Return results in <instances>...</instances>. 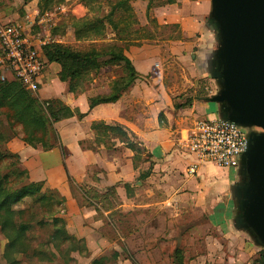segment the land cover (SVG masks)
<instances>
[{
	"label": "crops",
	"instance_id": "0c3cea01",
	"mask_svg": "<svg viewBox=\"0 0 264 264\" xmlns=\"http://www.w3.org/2000/svg\"><path fill=\"white\" fill-rule=\"evenodd\" d=\"M38 1L23 2H27L24 6H30L36 15L39 12ZM141 2L144 3V8L148 7L149 0H129L131 6ZM76 6L84 7L80 3ZM209 8L210 0H167L154 7L161 22L175 23L181 31L182 38L178 41L180 48L174 50L178 52V56H190L196 60L199 56L197 52L204 50V41L210 42V51L216 46L213 32L205 25ZM2 11L4 10L0 9V20L4 15ZM24 29L30 36L29 27ZM123 51L130 58L138 76L121 91L117 99L99 102L92 107L89 106V97L108 94L116 75L103 76L105 79L94 84L95 87L72 91L68 89L67 82L59 78L56 79L64 86H56L55 77L58 76L60 64L47 61V68L45 67L40 77L41 85L37 91L39 96L43 99L58 97L71 108L83 112L82 116L74 113L54 122L59 137L67 147V155L63 157L57 146L38 149L17 136L6 141L9 150L19 154L29 179L42 180L43 189L55 188L64 195L63 207L58 214L63 217L67 231L83 238L86 247L82 253L78 249L69 252L75 257L71 264H82L92 257L107 255L105 251L114 246L115 240L102 228L106 227V218L111 221L109 214L114 210L126 211L153 206L195 210L197 215H193L203 217L204 222L223 238L220 241L208 236L207 241L211 240L210 249H231L237 252V259H241L240 253L249 255L259 245L253 242L245 230L236 228L232 219L235 205L230 195V186L238 179L237 169L220 166L212 161L198 162L195 154L188 152L180 143L195 120L217 116L216 105L195 93L189 94L190 101L179 107L174 106L175 99H168L162 106L156 100L140 101L135 96V80L144 74L151 75L154 67H159L158 62L154 63V58L161 56V50L151 53L143 45L130 46ZM202 64L204 65L203 61ZM191 69L194 75L206 73L204 69L200 72L193 61ZM8 78L14 77L8 73ZM99 79L98 76L94 78L95 81ZM106 82L108 84L103 85ZM160 110L163 112L161 124L157 121ZM100 120L121 123L133 133L132 138L139 142L143 152L141 149L133 150L111 131L101 134L102 137L99 136L97 140V133L91 123ZM84 140L87 141L86 146L79 143ZM191 166L194 171H189ZM93 167L96 168L95 172L91 171ZM67 171L74 179L86 183L87 188H92L98 199L86 195L84 203H78L69 186ZM141 173L145 175L139 177ZM109 191L117 194L121 202L117 205H99L98 202L106 201ZM197 223L193 225L196 226ZM116 250L118 248L114 246V252ZM115 255L119 264L131 263L128 257H121L120 253ZM61 260L62 264H67L63 258ZM204 261V264H213L210 260ZM4 264H8L7 261ZM192 264L200 262L193 261ZM234 264L242 262L235 260Z\"/></svg>",
	"mask_w": 264,
	"mask_h": 264
},
{
	"label": "rangeland",
	"instance_id": "374dc122",
	"mask_svg": "<svg viewBox=\"0 0 264 264\" xmlns=\"http://www.w3.org/2000/svg\"><path fill=\"white\" fill-rule=\"evenodd\" d=\"M23 1L2 0L0 2V9L4 10L2 11L4 15L1 18L2 20H0V24L19 21L26 29L29 27V34L32 39L44 40L45 43L60 42L80 50H89L94 47L103 52L98 57L101 66L97 69H90L88 74L82 78L78 89L82 88L86 90L95 87L94 84L105 79L103 77L105 75L106 77H110L114 74L116 75L115 78H120L122 82L124 81L128 70L125 69L122 63H117V65L109 62L105 63V60L109 56L106 52L111 48L110 45L112 44L120 45L123 49H129L130 46L141 47L145 45L151 50V53L161 50V56H154V63L158 62L159 67H154L151 75L144 74L135 80L137 81L135 96L140 101L147 100L153 102L156 100L162 106L168 99L182 102L186 97L191 96L189 94L192 93L203 98L216 92L218 89L215 78L211 77L206 70V60L210 56L209 52L212 51H210L209 47L211 45L210 42L204 41L202 45L204 50H201L200 53L197 52L199 56L196 60L190 56L186 58L178 56V52L174 51L180 48L178 41L182 38L181 31L175 23L161 22L155 14L156 11L154 9V7L161 5V3L167 0H149L148 7L146 8H144V3L141 2L136 3L134 6L132 5L131 11H122L121 9L116 11L112 17L115 20H119V28L122 27L124 29V31L120 29V33H117L116 29L113 30L107 22L104 31L92 29L87 33H83L80 37L74 34V24L79 23V18L84 17L87 20L94 21L97 17L103 16L115 0H88V3H85L84 0H54L45 10H39L36 15L30 6H24L27 2ZM79 3L83 4L84 7L76 6ZM192 61L198 65L200 72L204 69L206 73L201 76H198V73L192 74ZM97 76L100 79L95 81L94 78ZM56 78H59V76ZM55 84L59 88L64 86L58 79L55 80ZM105 84L107 85L108 83H103V85ZM37 91L33 93L41 98ZM212 104H215L217 108L216 102H212ZM137 106H139L138 101ZM150 112L153 113V111ZM0 118L2 130L7 132V134L10 133L11 131L8 128L3 113H1ZM157 119L161 124L163 119L162 110L157 114ZM100 128L102 129L99 126L95 131L97 133V140L99 136L102 137L101 134L106 133V131L100 130ZM253 128L259 130L257 126H253ZM11 137H13L12 134L9 139ZM59 139L62 147H57L64 157L67 155L68 150L60 137ZM85 141L79 143L86 146L87 141ZM1 147L9 151L6 142L1 143ZM35 147L43 149L41 146ZM142 150L143 148L141 147ZM16 159V163L19 160L18 165L23 166L20 156L14 157V160ZM7 162L8 160H5L0 164L2 171L6 170L5 164ZM233 168L236 170L238 166ZM95 169L93 167L91 171L95 172ZM238 177L239 175L236 176V178ZM67 179L78 203H84L86 195L98 199L97 196H92V188H87L86 183L74 179L68 171ZM50 189H53L52 192L56 196L60 195L64 198V195L59 190L55 188ZM106 197V201L103 203L98 202V204L103 206L108 204L117 205L121 202L118 195L113 194L112 191H109ZM44 204L43 199L41 200L37 196H26L12 206L15 210L22 209L18 218L27 220L31 224V227L26 230L24 241L19 245L24 251L10 253L12 256L19 258V264H62V257L57 254V250V253L48 262L44 260L46 255H49L47 251L51 244H48L47 240L50 231L53 230V225L48 218L53 213L59 215V204H46L47 206ZM193 214L197 215L195 210L192 211L187 208L180 210L177 207L171 209L162 206L145 207L142 209L132 208L126 211L120 209L114 210L109 214L111 221H108L106 218V227L102 229L115 240L113 245L117 246L118 250L114 252V246L107 248L105 251L107 252L106 259L104 260L105 264H119L116 261L115 254L117 253H120L121 257H128L131 261L129 264H192L193 261L204 264L202 263L204 260L206 262L210 260L213 264H234L235 260L236 262L241 260L242 264H264V254L260 256L261 251L259 246L254 247V250L249 255L248 253H240L241 259H237V252L231 249L228 251H224V249L218 251L210 249L211 240L207 241L208 236L212 239L215 237L214 239H219L220 241L223 238H220L215 229L204 222L203 217ZM196 222L198 223L194 226L193 223ZM57 225L61 226L60 220L57 222ZM5 243L6 237L0 230V264L6 263L7 260L3 255ZM59 246L63 250L66 247L64 243H59ZM176 247L180 248L183 254V261L182 258L174 255ZM34 248L45 249L46 255L42 254L38 257L37 253L33 251ZM93 259L94 257L90 259L91 261L88 260L86 263L84 261L82 264H93ZM191 259L193 260L191 261Z\"/></svg>",
	"mask_w": 264,
	"mask_h": 264
},
{
	"label": "trees",
	"instance_id": "16d2710c",
	"mask_svg": "<svg viewBox=\"0 0 264 264\" xmlns=\"http://www.w3.org/2000/svg\"><path fill=\"white\" fill-rule=\"evenodd\" d=\"M27 1V0H24ZM54 0H39V10H45ZM88 3V0H84ZM121 9L122 11H131L129 0H115L110 6V9L101 17H97L94 21L87 20L84 17L79 18V23L74 24V34L80 37L83 33L94 29L96 31H104L106 23L108 22L113 29L120 33L124 29L120 27L119 20H115L112 15ZM129 15V13H128ZM129 23V22H128ZM121 29V30H120ZM111 48L106 52L108 54L106 62L122 63L126 70H128L124 81L120 78H115L111 84V91L104 95H94L89 97V106L92 107L96 103L104 101H112L117 99L121 91L131 83V81L138 76L130 58L124 53L120 45L112 44ZM43 53L47 61H56L60 64L58 76L61 80L67 82L69 90L75 91L78 89L90 69H97L101 66L98 57L103 52L98 48H90L89 50H80L72 48L67 44L60 42H47L42 46ZM121 81V83H120ZM191 96L185 98L182 102H175L174 106L187 104ZM5 115V120L8 125L10 133L4 132L1 128L0 118V164L8 160L5 164L6 170L2 171L0 167V230L6 237V243L3 255L6 257L8 264H19L18 257L12 256L15 253L24 251L19 245L24 241L26 230L31 227L27 220L18 218L22 209L15 210L12 206L22 200L26 196H37L43 199L46 204H59V210L63 207L64 198L56 196L53 189H43L42 180H31L28 177L27 169L16 163L18 153L5 150L1 147V143L6 142L9 137L17 136L32 146H41L43 149H49L53 146L62 147L54 122L77 114L82 116L83 112L71 108L67 103L58 97L41 99L29 89L25 88L22 83L16 78L1 79L0 78V115ZM161 113V112H160ZM101 126L103 131H111L118 137L125 141L127 146L135 151L141 149L139 142L132 138L133 133H130L121 123H106L103 121H93L91 127L96 131ZM12 177H11V176ZM141 173L139 177L144 176ZM21 179V180H20ZM20 180V181H19ZM93 196L96 192L93 191ZM50 223L53 225V230L48 236V248L46 255L45 249L34 248L33 251L37 256L46 255L47 262L55 253L59 254L67 264L73 263L75 257L69 252L78 249L81 253L85 251V242L83 238H78L69 233L65 227V221L61 215L51 214ZM61 221V226L57 225ZM45 221V220H44ZM59 243L66 245L63 250ZM57 250V252H56ZM262 256L264 249H260ZM174 255L182 258L183 254L179 247L174 249ZM106 256L96 257L93 259V264H105ZM49 264V263H44Z\"/></svg>",
	"mask_w": 264,
	"mask_h": 264
},
{
	"label": "water",
	"instance_id": "95a60500",
	"mask_svg": "<svg viewBox=\"0 0 264 264\" xmlns=\"http://www.w3.org/2000/svg\"><path fill=\"white\" fill-rule=\"evenodd\" d=\"M205 25L216 46L206 70L218 89L203 97L217 116L246 128L238 179L230 186L233 224L264 248V0H210Z\"/></svg>",
	"mask_w": 264,
	"mask_h": 264
},
{
	"label": "built area",
	"instance_id": "2783aa9c",
	"mask_svg": "<svg viewBox=\"0 0 264 264\" xmlns=\"http://www.w3.org/2000/svg\"><path fill=\"white\" fill-rule=\"evenodd\" d=\"M44 40L32 39L19 21L0 24V78L8 73L34 92L47 59L43 53ZM9 79V78H8ZM259 130H264L257 126ZM246 128L218 116L194 121L181 138V146L195 154L198 162L212 161L220 166L235 167L246 146ZM195 165V164H193ZM189 171H194L193 166Z\"/></svg>",
	"mask_w": 264,
	"mask_h": 264
}]
</instances>
